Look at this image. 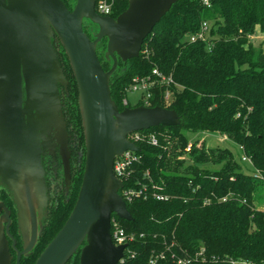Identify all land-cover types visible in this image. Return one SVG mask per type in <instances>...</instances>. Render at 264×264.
Masks as SVG:
<instances>
[{"label": "trees", "instance_id": "1", "mask_svg": "<svg viewBox=\"0 0 264 264\" xmlns=\"http://www.w3.org/2000/svg\"><path fill=\"white\" fill-rule=\"evenodd\" d=\"M72 11L75 0H61ZM95 4L98 0H94ZM130 0L111 1L109 17L116 19ZM177 0L145 39L139 56L123 62L109 77L112 102L121 112L139 106L160 107L175 112L179 124L138 132L135 154L138 162L122 180L123 189L146 188V198L126 202L131 221L117 218L121 227L135 235L122 264H150L164 254V264H176L170 255L189 264H264V211L254 206V195L264 181V52L254 49L250 38L264 34V0ZM208 24L206 42L190 43L202 23ZM90 28V29H89ZM91 26L83 31L93 40ZM65 84L58 94L65 132L69 170L65 178L56 150L48 182L45 178L44 217L33 249L19 264H34L68 219L77 199L85 165V134L76 81L60 40H51ZM106 38L96 45L104 72ZM256 50V51H254ZM157 70L173 84H157L150 90L148 105L140 98L131 107L123 105L136 78ZM170 93L166 104L164 95ZM216 133L234 143L251 160L246 173L228 149L208 148L189 136ZM156 140V145L151 143ZM189 151H186L188 145ZM43 168V167H42ZM167 196L151 197V190ZM7 193L0 201L8 207ZM85 241L66 264H79Z\"/></svg>", "mask_w": 264, "mask_h": 264}, {"label": "water", "instance_id": "2", "mask_svg": "<svg viewBox=\"0 0 264 264\" xmlns=\"http://www.w3.org/2000/svg\"><path fill=\"white\" fill-rule=\"evenodd\" d=\"M176 1L130 0L127 9L113 19L97 14L94 0H75L72 11L61 0H0V182L12 193L25 177L29 203L35 191L42 196L43 207L46 187L41 156L47 149L54 150L50 138L58 140L64 176H68L67 135L58 94V85L65 84V79L51 43L54 35L76 81L84 126L85 165L75 205L34 264H66L84 241L79 264H119L122 259L125 246L111 241V217L131 221V216L118 193L122 183L113 174L114 160L125 151L139 150L127 140L130 133L179 122L174 111L160 107L139 106L119 112L111 100L108 81L117 67V57L123 62L137 58L145 39ZM83 20L96 27L91 29L93 40L83 31ZM104 38L105 57L112 61L108 72L96 54V45ZM52 58L59 80L51 72ZM52 102L58 103L62 121L46 138L43 132ZM30 210L31 237L22 251L9 236L16 252L15 264L36 242L31 204ZM1 211L9 224L8 210L2 204ZM0 264H10L5 241L0 243Z\"/></svg>", "mask_w": 264, "mask_h": 264}, {"label": "built area", "instance_id": "3", "mask_svg": "<svg viewBox=\"0 0 264 264\" xmlns=\"http://www.w3.org/2000/svg\"><path fill=\"white\" fill-rule=\"evenodd\" d=\"M113 1V0H111ZM201 4L205 7H210V1L209 0H200ZM95 12L101 16H107L109 17L111 13V2H107V0H98V2L95 4ZM207 33H208V24L202 23L200 26L199 31L194 35L189 37L187 40L190 43L194 42H206L207 39ZM157 84H163V85H171L173 84V81L170 76H164L157 70H153L151 72V76L147 78H136L133 80V85L130 87L128 91H140L142 93L141 99L143 100L144 105H148V99L151 96L150 90L153 88V86ZM170 93L166 91L164 95V101L166 104L170 102ZM128 102L126 99L123 100V105H127ZM127 140H129L131 143L134 144L135 141L140 139V136L138 132H133L127 135ZM151 143L153 145H156V140L154 138H151ZM191 148V145L189 144L186 148V151H189ZM138 162V156L135 154L134 151H125L121 155L116 156L114 163H113V174L119 181L126 180L129 173V168L133 163ZM241 162L246 164L248 167H252L251 160L242 155ZM251 176L255 180H263L264 178L260 176L257 172H252ZM154 186L152 187V190L150 192L151 197L157 201H166L168 199L167 196H163L160 194H157L153 191ZM119 195L125 202H131L133 199L144 197L146 198V188L142 187L139 189H120ZM110 237L111 241L115 246H121L124 245V253L122 259H120L119 264L123 263L125 253L127 251V247L130 243H132L135 240V235L132 233H127L120 225V223L117 221L116 216L111 217L110 222ZM171 260H173L176 264H189L190 261L188 259H182L177 258L174 254L170 255ZM166 260V256L164 254H157L156 256L152 257L150 259V264H164Z\"/></svg>", "mask_w": 264, "mask_h": 264}, {"label": "rangeland", "instance_id": "4", "mask_svg": "<svg viewBox=\"0 0 264 264\" xmlns=\"http://www.w3.org/2000/svg\"><path fill=\"white\" fill-rule=\"evenodd\" d=\"M107 2H111V0H107ZM83 24L89 25V22L87 20H83ZM250 42L253 44L254 49H260L264 52V34L259 33L257 30L253 34V36L250 38ZM256 51V50H254ZM51 72L56 77V80H59V72L55 65V61L52 58L51 59ZM142 93L140 91H128L126 93V101L128 104L133 107L138 103V101L141 98ZM61 115L59 111V106L57 102H52V105L48 108V120L45 123L44 127V135L47 138L50 133L53 131H56L57 128L61 125ZM191 138V141H199L204 142L205 146L208 148H221V149H228L230 150L234 156L235 161L243 171L246 173H251L250 168L244 163L241 162V153L238 149V147L232 143L231 141L223 138L219 134L216 133H201L193 136H189ZM57 141V142H56ZM54 147L52 149L58 148V140L55 139V143L53 144ZM51 149V150H52ZM264 181V179L262 180ZM12 193L14 194L15 204L17 206V213H18V227L21 230L22 235L27 240L29 238V232H30V225H31V210H30V204L34 205L33 210L34 212H38L36 206L40 207L42 202V196L37 195L35 197H32L29 200L27 199V192L23 188V185L18 183L15 185L14 189H12ZM254 206L257 210L264 211V186H259L258 189L255 192L254 195Z\"/></svg>", "mask_w": 264, "mask_h": 264}, {"label": "flooded vegetation", "instance_id": "5", "mask_svg": "<svg viewBox=\"0 0 264 264\" xmlns=\"http://www.w3.org/2000/svg\"><path fill=\"white\" fill-rule=\"evenodd\" d=\"M89 25L91 26V28H96L94 25H92L91 23H89ZM85 27L88 26V24L84 25ZM90 29V28H89ZM51 143H55V139L54 138H50ZM57 142V141H56ZM56 150H58V148L54 149L52 152L50 150H45L44 154L41 156V164L42 167L45 171V178L46 181L48 182V172L47 170L50 168V164L52 161L55 160V153ZM60 157V154H59ZM61 161V158H60ZM62 163V162H61ZM63 167V166H62ZM64 174V172H63ZM24 180H26L25 177L22 178V185L23 188L24 187ZM27 181V180H26ZM30 187V186H29ZM0 190L5 191V193H7V199H9L10 201V207H8L2 200L0 201V204L4 205L6 207V209L8 210V217H9V224H7L5 218H4V212L1 211L0 212V243L2 241H5L6 246H7V250L9 252L10 255V264H15V260H16V252L12 246V239L9 237L11 236L14 240V247L18 250V251H22L24 246L30 241V237H31V230H32V223L30 225V232H29V238L26 240L24 238V236L21 233V230L19 229V225H18V213H17V206L15 204L14 201V197L13 194L0 182ZM33 191L31 193V199L32 197H35L37 195V193ZM34 207V205H33ZM38 212H34L35 215V225H36V242L40 233V228H41V222L43 220L44 217V212H43V207H37ZM7 230L9 235L7 234ZM35 242V244H36ZM24 257V256H23ZM22 258V257H21ZM21 260V259H20ZM20 263V262H19Z\"/></svg>", "mask_w": 264, "mask_h": 264}]
</instances>
